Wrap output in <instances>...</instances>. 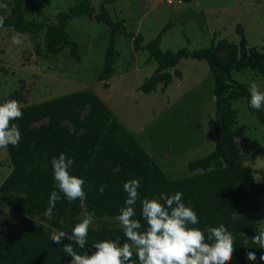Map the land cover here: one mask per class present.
I'll list each match as a JSON object with an SVG mask.
<instances>
[{
    "label": "trees",
    "instance_id": "obj_1",
    "mask_svg": "<svg viewBox=\"0 0 264 264\" xmlns=\"http://www.w3.org/2000/svg\"><path fill=\"white\" fill-rule=\"evenodd\" d=\"M23 1L16 0L11 12L4 17L3 28H13L21 35L30 33L39 37L44 33L47 51L58 54L68 47L71 55L80 59L79 44L67 29L70 19L86 15L102 21L110 27V43L106 50L103 71L99 79L105 81L114 73L118 56L117 37L121 29L133 37L136 50H148L157 62L154 73L141 85L144 93H150L182 78L177 65L181 60L194 58L209 65L214 81L215 118L213 122L216 146L209 154L191 160L189 177L171 179L153 160L137 138L117 119L110 107L92 90L85 89L54 97L42 102L25 105L18 125L21 140L18 146L7 147L12 172L0 188V192L14 189L24 195L7 198V202L21 213L30 215L47 210L51 192L58 191L53 176L52 159L63 153L74 161L70 172L85 181L86 198L69 201L61 194L53 211L54 230L30 225L17 233L0 232V264H64L71 260L62 251L63 240L56 244L52 233L71 234L75 224L82 221L79 214L82 204H87L89 213L95 217L117 216L124 206L127 193L123 190L126 181L140 182L141 199L157 198L161 193H183V202L192 207L199 218L198 227H215L223 224L235 237L234 255L230 264H264L259 257L264 255L253 243L252 237L259 234L262 215L254 209L256 203L264 204V182L256 180L252 168L239 161V139L244 129L238 126V110L234 103L245 99L248 109L264 124V108L257 111L249 106L250 88L233 77L234 71L253 70L264 74V50L248 46V38L240 30V41L218 40L206 48L163 50L162 37L172 26L168 22L159 35L144 44L140 33L128 31L124 23L114 21L107 4L117 0H103L100 11L93 13L90 0H75L67 10L56 16V23L30 20L25 17ZM1 53V46H0ZM174 69V71H171ZM101 185H107L100 194ZM136 219H140V203L136 205ZM143 223V221H142ZM0 227H3L0 223ZM103 240L120 243L124 238L122 227H90L84 249L74 246L78 254L94 251L93 245ZM256 254V261L247 259V252Z\"/></svg>",
    "mask_w": 264,
    "mask_h": 264
},
{
    "label": "rangeland",
    "instance_id": "obj_2",
    "mask_svg": "<svg viewBox=\"0 0 264 264\" xmlns=\"http://www.w3.org/2000/svg\"><path fill=\"white\" fill-rule=\"evenodd\" d=\"M15 1L0 0V16L9 15ZM90 1L97 14L103 0ZM74 2L24 0L23 10L27 19L56 23L57 14ZM107 9L114 21L142 34L144 44L170 22L172 26L162 37L163 50L184 46L202 49L223 38L239 42L241 29L249 47L264 50V0H117L107 4ZM67 29L79 44V60L68 47L58 54L49 53L44 33L37 38L25 33L21 44H13L11 38L17 32L11 27L0 30V103L16 100L22 109L71 92L92 90L169 178L198 173L190 171L189 161L209 154L216 146L214 81L207 62L183 59L176 67L182 78L175 76L168 86L160 84L144 93L141 85L154 73L157 62L148 50H136L133 37L120 29L114 73L105 87L99 75L110 43V27L83 15L70 19ZM232 74L249 88L255 82L264 92V74L253 70ZM234 106L239 116L237 125L244 129V137L239 139V161L252 168L257 181L264 182V124L248 109L245 99L235 101ZM12 170L8 149L0 148V188ZM22 195L18 189L0 192V232L17 233L30 225L54 230L55 211L51 215L47 210L26 215L7 202V198ZM254 209L262 215L260 230L264 231V204L256 203ZM88 214L84 203L79 217L83 220ZM116 217L94 216L91 226L121 227Z\"/></svg>",
    "mask_w": 264,
    "mask_h": 264
},
{
    "label": "clouds",
    "instance_id": "obj_3",
    "mask_svg": "<svg viewBox=\"0 0 264 264\" xmlns=\"http://www.w3.org/2000/svg\"><path fill=\"white\" fill-rule=\"evenodd\" d=\"M3 26L4 17L0 16V28ZM11 39L13 44L22 43L20 33ZM249 106L257 111L264 108V92L255 82L250 85ZM22 116L18 101L0 103V148L18 146L21 133L13 121ZM51 163L58 191L50 194L47 215H51L57 201L62 198L61 194L69 201H83L86 198L84 179L70 172L74 161L61 153ZM106 188L107 185H101L100 194ZM139 188L140 182L136 179L123 184L127 196L116 217L128 242L103 240L93 245L94 251L91 253L78 254L74 246L85 248L95 213L88 214L75 224L70 235L63 231L52 233L50 238L56 244L63 240L70 241L62 249L65 255L71 257L69 264H230L235 251V237L225 225L206 227L204 230L192 227L199 224V218L196 211L183 202L182 192L170 196L161 193L157 198L141 199ZM138 202L140 219L135 218ZM252 240L260 249H264V231H260ZM246 256L249 261L257 259L252 251H248ZM259 259L264 261V255Z\"/></svg>",
    "mask_w": 264,
    "mask_h": 264
}]
</instances>
